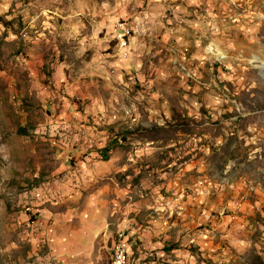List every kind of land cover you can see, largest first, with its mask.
I'll use <instances>...</instances> for the list:
<instances>
[{"label":"rangeland","instance_id":"rangeland-1","mask_svg":"<svg viewBox=\"0 0 264 264\" xmlns=\"http://www.w3.org/2000/svg\"><path fill=\"white\" fill-rule=\"evenodd\" d=\"M135 57L122 130L84 86ZM120 229L178 264H264V0H0V264H110Z\"/></svg>","mask_w":264,"mask_h":264},{"label":"crops","instance_id":"crops-1","mask_svg":"<svg viewBox=\"0 0 264 264\" xmlns=\"http://www.w3.org/2000/svg\"><path fill=\"white\" fill-rule=\"evenodd\" d=\"M133 40V39H132ZM133 43V41H132ZM130 46H131V42H130ZM130 47H129V55H130ZM134 53V52H133ZM128 55V57H129ZM135 55H138V53H136ZM116 56H120L122 57L119 53ZM133 56V55H132ZM127 58V57H126ZM110 65L112 64H117L118 66H120V68L117 69V67L115 68V75L110 77L109 75H106V73L101 74V77L103 78V81H97L94 80L93 78H91L89 80V82L87 83V85L84 86L85 92L87 89H91V93L92 96L94 98L93 103L95 104H100L103 102V95L101 93V97L99 96L98 93V85L100 87V91L102 86L104 85L106 88H110L111 92L107 93L105 100H106V104L107 107H109L110 109L108 111H104L106 112V116L107 118H109V123L113 124V125H117V127H120L122 130H127V129H133V127H136L138 124L141 123V120L139 119L140 116L142 115L143 111L138 110V105L137 108L133 109L132 112V116L133 118L127 119L124 116H122V121L119 124V118L117 116V114L114 112L115 111V107L119 106L120 104L122 105V108H126L125 105H127V110L130 107H134L135 103L138 102V100H142V96H145V92H141L140 94H134L133 90L130 88V93L127 95V92L124 90L126 88H128V80L124 81L122 79V75H121V69H126L127 67H131L132 73H135L136 75H141L143 72H146L147 68L146 67H142L141 68V60H139L137 57L134 58V62H129L128 64L122 66L120 65V63H116V61H109ZM109 65V66H110ZM150 68V66H149ZM148 68V69H149ZM126 74H129V71L125 70ZM106 75V78H105ZM125 76V75H124ZM127 77V76H125ZM131 85H134L135 83L132 81V79H129ZM68 95L73 96V94H71L70 92L66 91ZM76 95H78L77 90L73 91ZM147 92V91H146ZM76 99V98H74ZM77 100V99H76ZM78 101V100H77ZM138 104V103H137ZM167 113V112H166ZM124 121H127V124H124ZM105 153V152H104ZM192 200H194V198H191ZM189 211L194 212L193 210L189 209ZM194 226L193 229L195 228V225L192 223L188 222L185 224L181 225V229H188L189 227ZM154 237H157L156 240H154ZM195 237V236H194ZM134 240H136V243L134 244V247H131V255L129 256L131 259V264H162L159 263V259L162 260V262L165 263L169 262L170 264H178L180 261L179 259H175L173 257H177V255H179V253L182 254V252H179L178 250H172L170 251V255L172 256L171 258L170 255H167L168 252H166V247H169L168 244H165L164 240L165 237H161L159 235V229L158 230H152L149 232H144L142 235H137L136 238H133ZM154 240V242H153ZM159 240V241H158ZM199 243V242H197ZM133 254V255H132ZM174 254V256H173ZM188 255V254H187ZM158 257L159 259L155 261L154 257Z\"/></svg>","mask_w":264,"mask_h":264},{"label":"bare ground","instance_id":"bare-ground-1","mask_svg":"<svg viewBox=\"0 0 264 264\" xmlns=\"http://www.w3.org/2000/svg\"><path fill=\"white\" fill-rule=\"evenodd\" d=\"M123 21V24L128 25V32L129 36L127 35H120V39H116L113 37L112 33V40L115 43L116 49L122 54L123 58H126L129 55V40L133 34V26L132 23L126 20H119ZM220 57V56H219ZM221 58V57H220ZM257 61V58L252 57L251 62ZM175 203L181 204V200L176 198L174 200ZM182 209V207L180 208ZM135 243L133 236L126 232L125 229H120L114 238L112 249H111V257H110V264H119V257H120V264H131V246Z\"/></svg>","mask_w":264,"mask_h":264},{"label":"built area","instance_id":"built-area-1","mask_svg":"<svg viewBox=\"0 0 264 264\" xmlns=\"http://www.w3.org/2000/svg\"><path fill=\"white\" fill-rule=\"evenodd\" d=\"M111 32H113V37H115L118 40L120 39V35L129 36L128 25L123 24V21H116L112 26ZM119 264H120V257H119Z\"/></svg>","mask_w":264,"mask_h":264},{"label":"clouds","instance_id":"clouds-1","mask_svg":"<svg viewBox=\"0 0 264 264\" xmlns=\"http://www.w3.org/2000/svg\"><path fill=\"white\" fill-rule=\"evenodd\" d=\"M131 235L133 236V238H136V237H137V235H135V234H131ZM113 241H114V240H113ZM135 243H136V240H135ZM135 243H133L132 246H134ZM112 244H113V243H112ZM132 246H131V247H132Z\"/></svg>","mask_w":264,"mask_h":264},{"label":"trees","instance_id":"trees-1","mask_svg":"<svg viewBox=\"0 0 264 264\" xmlns=\"http://www.w3.org/2000/svg\"><path fill=\"white\" fill-rule=\"evenodd\" d=\"M104 152L107 153V149L105 151H103L102 153H104Z\"/></svg>","mask_w":264,"mask_h":264}]
</instances>
